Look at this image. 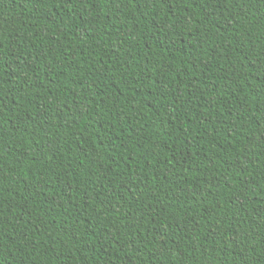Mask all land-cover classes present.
<instances>
[{
    "label": "trees",
    "instance_id": "trees-1",
    "mask_svg": "<svg viewBox=\"0 0 264 264\" xmlns=\"http://www.w3.org/2000/svg\"><path fill=\"white\" fill-rule=\"evenodd\" d=\"M0 264H264V0H0Z\"/></svg>",
    "mask_w": 264,
    "mask_h": 264
}]
</instances>
